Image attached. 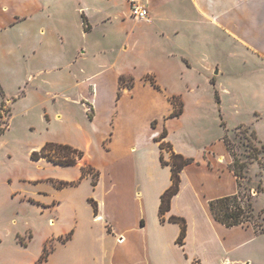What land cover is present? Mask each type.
Wrapping results in <instances>:
<instances>
[{
	"label": "rangeland",
	"instance_id": "374dc122",
	"mask_svg": "<svg viewBox=\"0 0 264 264\" xmlns=\"http://www.w3.org/2000/svg\"><path fill=\"white\" fill-rule=\"evenodd\" d=\"M180 3L172 5V13L195 23L187 27L161 21L148 24L143 22L148 19L122 17L124 0L103 2L95 21L106 13L111 17L96 23L88 37L90 54L81 65L94 70L113 64L132 72L124 74V85L136 79L158 80L182 97L197 95L202 119L186 118L191 131L214 137L222 127V136L228 137L235 157L245 165L238 191L250 197L253 212L255 216L261 213L264 225V60L223 28L211 25L193 6ZM205 9L209 13L223 10L221 5ZM176 26L178 34H174ZM237 26L257 41L264 37L262 30L247 32L242 22ZM16 30L19 37L21 29ZM23 41L19 46L26 50L34 42ZM180 53L190 59L192 68L184 66ZM68 56L60 57L61 65ZM44 62L40 55L23 57L19 50L6 58L0 56V264H96L104 254L116 252L108 239L101 238V217L93 219V205L87 200L98 174L97 153L81 150L83 156L75 164L86 174L77 186L64 190H57L55 177L75 175L77 168L31 157L46 141L82 140L91 129L87 116L92 117L94 107L92 102L72 99L78 88L66 69L41 74L34 84L28 81V74H35ZM71 73L79 75L78 66ZM186 81L195 93L188 91ZM54 91L57 95L52 100L49 93ZM215 94L221 101L219 112ZM175 96L179 108L182 100ZM195 108L191 104L192 113ZM164 150L170 151L166 146ZM46 152L59 159L58 153L64 150L52 147ZM56 197L61 200L58 206L52 205ZM41 255L45 259L39 262Z\"/></svg>",
	"mask_w": 264,
	"mask_h": 264
},
{
	"label": "crops",
	"instance_id": "0c3cea01",
	"mask_svg": "<svg viewBox=\"0 0 264 264\" xmlns=\"http://www.w3.org/2000/svg\"><path fill=\"white\" fill-rule=\"evenodd\" d=\"M108 1L0 0V56L9 57L15 50L23 57L40 55L46 64L37 68L35 74L29 73L28 81L34 84L41 74L66 69L78 88L77 96L72 99L81 104L85 101L93 104L92 117L85 112L91 129L83 134L82 140L46 142L69 144L97 153L94 165L98 174L87 200L91 198L96 202L97 215H93V219L101 217V238L108 239L116 252L104 254L96 264H264V232L256 231L251 223L226 226L215 220L209 211L210 199L238 192V183L230 167L232 156L223 139L222 127L214 137H204L196 129L191 131L186 118L202 119L200 98L195 94L182 97L168 91L158 80H154L158 87L151 80L136 79L120 88V76L132 74L130 69L107 64L91 70L86 69L84 63L81 65L90 54L88 37L96 23L106 22L110 16L106 13L95 21L102 13V3ZM139 1L148 8V20L143 21L148 24L161 21L187 27L195 23V19L172 13L170 9L179 2L193 6L211 25L223 28L264 60V37L257 41L237 26L242 22L247 32L257 28L264 33V0ZM124 5L126 12L122 17L130 16L129 1L124 0ZM218 5L223 8L222 12L209 13L205 9ZM16 29H21L19 37H16ZM176 33H179L177 26ZM31 39L34 42L27 50L20 48V40ZM70 53L72 56H68ZM61 56L69 57L66 64L61 65ZM180 57H184L181 60L187 69L193 67L187 56L180 53ZM75 65L81 75L71 73ZM186 88L195 93L188 81ZM55 95V91L49 93L52 100ZM172 95H179L182 100V112L175 116L171 115ZM218 102L216 100L219 112ZM191 104L196 106L194 113ZM56 116L59 117V113ZM163 131L162 140L171 145L169 152L162 150L160 141L155 139ZM171 151L191 157L193 161L180 171L179 190L171 198L165 220L161 221L160 195L171 184V169L161 163L160 154L162 152L168 160ZM57 165L77 168L75 175L57 174L56 181L68 182L57 190L79 184L81 180L74 185L70 182L80 178V166ZM53 201L52 205L57 206L61 202L57 197ZM170 215L186 221L182 244L177 242L180 225L169 221ZM258 220L261 222V217Z\"/></svg>",
	"mask_w": 264,
	"mask_h": 264
},
{
	"label": "trees",
	"instance_id": "16d2710c",
	"mask_svg": "<svg viewBox=\"0 0 264 264\" xmlns=\"http://www.w3.org/2000/svg\"><path fill=\"white\" fill-rule=\"evenodd\" d=\"M83 20L85 21V17H83ZM85 28H88V25H85ZM151 83L158 87V85L151 80ZM213 83V81H212ZM119 84L120 88L123 86H128L123 84V76H120L119 78ZM119 95V92H118ZM215 98L218 101V96L215 94ZM175 99L176 96H171V101L174 104V110L171 112L172 116L179 115L182 112V104L179 108L175 105ZM91 118V116H89ZM221 124L223 125L224 122L221 120ZM165 137V131H163L159 136L155 137L157 141H160L159 146L163 150L164 147H168V150H171V145L168 142L163 141L162 139ZM227 148L230 152V154L233 156V162L230 164L231 169L234 171V174L237 178V183L239 185V179L243 177V168L244 163L239 162L237 158L235 157L233 151L231 142L228 139L226 135L223 137ZM58 148L64 150L62 153H58L61 158L59 159H53L51 155H49L46 150H50L51 148ZM83 156V152L80 149H77L69 144H60L55 142H46L38 151H33L31 153V157L33 159H39L41 157H45L49 160H53L59 164L63 165H71L75 164L76 159H79ZM160 160L162 164H167L170 166L171 169V184L168 188H166L162 194L160 195V203L158 207V214L161 221L165 220V214L170 209V202L171 198L178 192L179 186H180V171L183 169L184 166L191 163L193 161V158L191 157H185L180 153H175L174 151H171L170 154V160H165L163 157V153L160 154ZM86 173L82 169V174L80 178L77 181L70 182V184H77L79 180L85 175ZM96 183V179L92 181V184L94 185ZM68 184V182L60 181L58 183V187H61L62 185ZM90 202H92L94 214H97V204L95 201H93L91 198L88 199ZM208 208L212 215V217L223 223L226 226H233L238 224H253L256 228V231L258 232H264V228L261 224V222L257 219L261 217V213H258L256 216L253 212V206L250 200V197L244 198L240 192H236L234 194H229L221 197H217L214 199H210L208 201ZM169 221L177 222L180 225V233L177 237V242L182 244L185 234H186V221L183 217L170 215L167 218ZM45 259L44 256H40L39 262L43 261ZM198 264V263H197Z\"/></svg>",
	"mask_w": 264,
	"mask_h": 264
},
{
	"label": "built area",
	"instance_id": "2783aa9c",
	"mask_svg": "<svg viewBox=\"0 0 264 264\" xmlns=\"http://www.w3.org/2000/svg\"><path fill=\"white\" fill-rule=\"evenodd\" d=\"M130 15L138 20H147L149 17L148 8L140 3L139 0H128Z\"/></svg>",
	"mask_w": 264,
	"mask_h": 264
},
{
	"label": "bare ground",
	"instance_id": "6f19581e",
	"mask_svg": "<svg viewBox=\"0 0 264 264\" xmlns=\"http://www.w3.org/2000/svg\"><path fill=\"white\" fill-rule=\"evenodd\" d=\"M98 217L96 216V218L95 219H97Z\"/></svg>",
	"mask_w": 264,
	"mask_h": 264
}]
</instances>
